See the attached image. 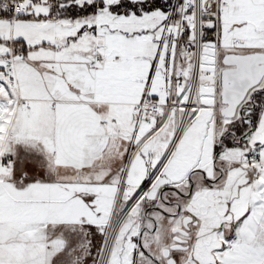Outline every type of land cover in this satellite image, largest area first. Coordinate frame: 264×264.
<instances>
[{
  "label": "snow or ice",
  "instance_id": "snow-or-ice-1",
  "mask_svg": "<svg viewBox=\"0 0 264 264\" xmlns=\"http://www.w3.org/2000/svg\"><path fill=\"white\" fill-rule=\"evenodd\" d=\"M0 264H264V0H0Z\"/></svg>",
  "mask_w": 264,
  "mask_h": 264
}]
</instances>
